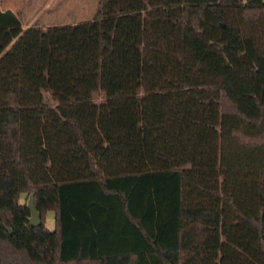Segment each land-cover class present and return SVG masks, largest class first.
Wrapping results in <instances>:
<instances>
[{"label": "trees", "instance_id": "1", "mask_svg": "<svg viewBox=\"0 0 264 264\" xmlns=\"http://www.w3.org/2000/svg\"><path fill=\"white\" fill-rule=\"evenodd\" d=\"M0 264H264V0L0 7Z\"/></svg>", "mask_w": 264, "mask_h": 264}, {"label": "rangeland", "instance_id": "2", "mask_svg": "<svg viewBox=\"0 0 264 264\" xmlns=\"http://www.w3.org/2000/svg\"><path fill=\"white\" fill-rule=\"evenodd\" d=\"M21 1L23 7L20 18L24 23L38 24L41 26H53L89 20L95 14L99 2V0ZM29 194L27 191L21 192L19 201L26 204ZM45 225L49 228L53 225L52 210H48L45 213Z\"/></svg>", "mask_w": 264, "mask_h": 264}, {"label": "crops", "instance_id": "3", "mask_svg": "<svg viewBox=\"0 0 264 264\" xmlns=\"http://www.w3.org/2000/svg\"><path fill=\"white\" fill-rule=\"evenodd\" d=\"M0 7L1 9H10L13 12H15L19 16L21 27H27L29 25H32V24L24 23V21L20 18V15L22 14L21 9L23 7L21 0H0ZM53 226H54V212H53V225L50 228H52Z\"/></svg>", "mask_w": 264, "mask_h": 264}, {"label": "water", "instance_id": "4", "mask_svg": "<svg viewBox=\"0 0 264 264\" xmlns=\"http://www.w3.org/2000/svg\"><path fill=\"white\" fill-rule=\"evenodd\" d=\"M28 209H29V216H28V224L30 226H37L41 224V217L40 213L37 210L34 202H33V194L30 193L28 195L27 203H26Z\"/></svg>", "mask_w": 264, "mask_h": 264}]
</instances>
